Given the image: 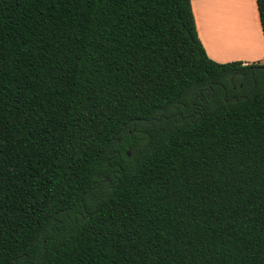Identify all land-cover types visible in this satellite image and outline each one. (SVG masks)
Segmentation results:
<instances>
[{
  "label": "trees",
  "instance_id": "trees-1",
  "mask_svg": "<svg viewBox=\"0 0 264 264\" xmlns=\"http://www.w3.org/2000/svg\"><path fill=\"white\" fill-rule=\"evenodd\" d=\"M0 264H264V64L191 0H0Z\"/></svg>",
  "mask_w": 264,
  "mask_h": 264
},
{
  "label": "crops",
  "instance_id": "crops-1",
  "mask_svg": "<svg viewBox=\"0 0 264 264\" xmlns=\"http://www.w3.org/2000/svg\"><path fill=\"white\" fill-rule=\"evenodd\" d=\"M207 56L224 64H264V36L256 0H191Z\"/></svg>",
  "mask_w": 264,
  "mask_h": 264
},
{
  "label": "water",
  "instance_id": "water-1",
  "mask_svg": "<svg viewBox=\"0 0 264 264\" xmlns=\"http://www.w3.org/2000/svg\"><path fill=\"white\" fill-rule=\"evenodd\" d=\"M130 154L128 153V156H129Z\"/></svg>",
  "mask_w": 264,
  "mask_h": 264
}]
</instances>
